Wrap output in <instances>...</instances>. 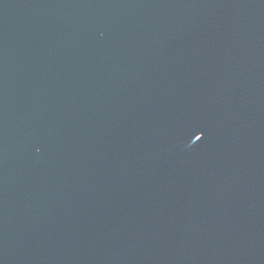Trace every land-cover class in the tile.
<instances>
[{
	"label": "water",
	"instance_id": "obj_1",
	"mask_svg": "<svg viewBox=\"0 0 264 264\" xmlns=\"http://www.w3.org/2000/svg\"><path fill=\"white\" fill-rule=\"evenodd\" d=\"M0 264H264V0H0Z\"/></svg>",
	"mask_w": 264,
	"mask_h": 264
},
{
	"label": "snow or ice",
	"instance_id": "obj_2",
	"mask_svg": "<svg viewBox=\"0 0 264 264\" xmlns=\"http://www.w3.org/2000/svg\"><path fill=\"white\" fill-rule=\"evenodd\" d=\"M201 137L199 135L196 136V139L199 140Z\"/></svg>",
	"mask_w": 264,
	"mask_h": 264
}]
</instances>
